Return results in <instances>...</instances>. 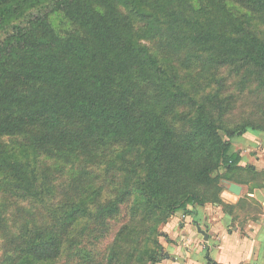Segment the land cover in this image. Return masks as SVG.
I'll use <instances>...</instances> for the list:
<instances>
[{
  "label": "rangeland",
  "instance_id": "374dc122",
  "mask_svg": "<svg viewBox=\"0 0 264 264\" xmlns=\"http://www.w3.org/2000/svg\"><path fill=\"white\" fill-rule=\"evenodd\" d=\"M226 1L223 9L213 8L204 0L10 1L11 7H4L0 13V73L13 71L12 80L14 71L26 68L25 60L31 56L61 52L65 54L63 63L70 65L69 73L79 69L88 74L92 67L97 68L90 60L92 49L109 34L111 55L133 65L131 74L126 75L109 61L117 93L123 92L131 100L141 99L185 138L202 116H208L220 126L217 136L232 142L227 130L244 123L264 129V66L253 60L245 63L240 51L222 55L212 46L192 41L191 36L206 21L229 32L237 24L229 23L233 19L245 21V26L264 38V0L260 13L236 0ZM137 3L142 12L134 16L132 8ZM100 14L107 21H101ZM92 19L98 22L91 29ZM107 25L122 29L140 53L134 50L127 55L115 44V30L104 29ZM71 41L86 44L84 56L88 59L66 49ZM147 49L158 63L146 57ZM3 52L13 53L6 59L1 56ZM101 60H105L103 55ZM193 133L198 134V141L199 133ZM35 146L26 133L0 139V153L22 159L26 173L44 184V199L20 196L12 189L8 165L0 166V216L7 226L6 230L0 228V264H160L170 253L169 245L180 241L181 220L188 217L179 215L180 211L153 209L151 202L131 189L134 178L146 173L142 163L150 150L141 143L114 142L92 152ZM236 148L232 142L230 152ZM224 168L222 163L216 168L214 161L203 166L207 179L192 185L199 193L190 207L220 203L228 183L221 172ZM216 176L217 182L212 180ZM113 203L117 204L114 213L108 211ZM71 206L81 210L71 214L72 209L67 210ZM148 207L154 211L151 218ZM66 213L72 224L60 233L56 220ZM26 223L52 225L39 243L51 237L64 239L51 251L40 248L29 253L28 260L25 252L17 251L11 237L19 236L20 227ZM150 252L155 254L153 261Z\"/></svg>",
  "mask_w": 264,
  "mask_h": 264
},
{
  "label": "trees",
  "instance_id": "16d2710c",
  "mask_svg": "<svg viewBox=\"0 0 264 264\" xmlns=\"http://www.w3.org/2000/svg\"><path fill=\"white\" fill-rule=\"evenodd\" d=\"M10 1L14 0H0V13H3L4 7H11ZM204 1L213 8L223 9L228 4L226 0ZM236 1L255 13L262 11L263 0ZM132 11L134 16H138L142 9L137 3ZM99 19L107 21L102 14ZM91 21L92 29L98 19ZM231 22L237 24L229 32L216 28L210 21L200 23V31L194 33L191 39L214 47L222 55L240 51L244 54L245 63L253 60L254 63L264 66V38L249 26H245V21L230 19L229 23ZM104 29L114 28L107 25ZM114 30L115 44L127 55L134 53V50L135 53H140V48H136L128 40L122 29ZM109 37L107 34L106 38ZM107 39L92 49L93 56L90 60L96 63L97 68L92 67L88 74L79 69L69 73L70 65L63 63L65 54H59L61 52L48 55L43 53L34 58L31 56L25 60L26 68L14 71L15 77L12 80L10 77L13 71L2 75L0 73V139L6 135L26 133L28 140L36 145L35 147L80 152H92L114 142L130 144L137 141L144 149L150 151L142 163L146 173L138 174L134 178L131 183L132 191L151 202L153 209H171L192 214L194 211L189 203H195L199 193L192 185L207 179L203 166L214 161L216 168L222 163L228 169H233L238 166L240 154L238 151L230 152L233 141H222L216 134L220 126L210 121L208 116L199 119L200 124L196 125L188 140L167 125L161 115L141 99L135 97L131 100L123 92L117 93L114 87L113 65H118L126 75L131 74L133 65L125 63L126 59H115L111 55L112 50L109 49ZM65 47L78 51L85 57L86 44L71 41ZM11 53L13 52L8 54ZM8 54L3 52L1 56L7 59ZM102 55L105 60H101ZM145 55L153 63H158L148 49ZM142 59L144 57L140 56V60ZM109 61L113 65H110ZM250 130L258 128L252 123H244L227 130V135L233 140ZM193 132L199 133L198 141H195L198 134L194 135ZM0 154V166L8 165V178L13 183L12 189L15 188L13 191L23 197L44 199V184L26 173L23 160L16 157L15 160L7 158L6 153ZM217 178L218 176L213 177L212 180L217 182ZM116 205L113 203L108 211H114ZM72 207L67 209L68 212L72 209L71 214L81 210ZM82 210L93 215L87 207ZM147 213L151 218L154 211L148 207ZM67 216L69 213L56 220L60 225V233L65 232L66 225L68 227L72 224ZM49 225L26 223L21 226L19 236H11L17 251L25 252L26 259L30 260L29 253H35L40 248L43 251L56 248L64 237L59 236L58 241L51 237L47 241L37 242L42 241L41 235L48 236L47 231L51 230L52 226ZM0 228H7L1 216ZM146 253L148 254L149 250ZM149 257L151 261L155 260L154 253L150 252Z\"/></svg>",
  "mask_w": 264,
  "mask_h": 264
},
{
  "label": "crops",
  "instance_id": "0c3cea01",
  "mask_svg": "<svg viewBox=\"0 0 264 264\" xmlns=\"http://www.w3.org/2000/svg\"><path fill=\"white\" fill-rule=\"evenodd\" d=\"M232 141L240 161L221 170L228 178L222 202L191 207L192 214L180 212L188 217L181 220L180 241L169 245L160 264H264V130L247 131ZM233 182L241 186L240 194L230 190Z\"/></svg>",
  "mask_w": 264,
  "mask_h": 264
},
{
  "label": "water",
  "instance_id": "95a60500",
  "mask_svg": "<svg viewBox=\"0 0 264 264\" xmlns=\"http://www.w3.org/2000/svg\"><path fill=\"white\" fill-rule=\"evenodd\" d=\"M230 190L235 192L236 194H240L241 186L239 184L233 182L230 184Z\"/></svg>",
  "mask_w": 264,
  "mask_h": 264
},
{
  "label": "built area",
  "instance_id": "2783aa9c",
  "mask_svg": "<svg viewBox=\"0 0 264 264\" xmlns=\"http://www.w3.org/2000/svg\"><path fill=\"white\" fill-rule=\"evenodd\" d=\"M246 264H258V263H255V262H248Z\"/></svg>",
  "mask_w": 264,
  "mask_h": 264
}]
</instances>
